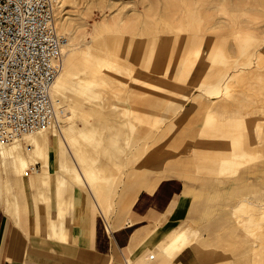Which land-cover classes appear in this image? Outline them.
I'll list each match as a JSON object with an SVG mask.
<instances>
[{
    "label": "rangeland",
    "instance_id": "1",
    "mask_svg": "<svg viewBox=\"0 0 264 264\" xmlns=\"http://www.w3.org/2000/svg\"><path fill=\"white\" fill-rule=\"evenodd\" d=\"M62 3L60 14L91 41L88 60L102 55L107 66L74 73L58 95L63 107L78 110L84 132L64 143L63 117L61 130H46L56 144L31 176L0 157V210L12 216L23 196L52 204L59 186L70 199L82 194L93 202V193L66 174L78 177L81 169L97 198L103 185L109 217L125 211L143 182L178 176L189 190L165 241L183 229L202 235L199 248H185L191 264H264V0ZM200 32L213 45L201 46L195 65L186 54ZM82 54L75 53L76 62ZM96 74L98 82H91ZM47 164V181L36 182V169ZM136 174L143 178L135 181Z\"/></svg>",
    "mask_w": 264,
    "mask_h": 264
},
{
    "label": "crops",
    "instance_id": "2",
    "mask_svg": "<svg viewBox=\"0 0 264 264\" xmlns=\"http://www.w3.org/2000/svg\"><path fill=\"white\" fill-rule=\"evenodd\" d=\"M141 167L138 171L146 170ZM66 174L77 185L88 188L94 201L82 194L70 199L59 186V200L52 204L43 205L23 196L18 201L19 210L12 216L0 210V264H191L185 248H199L196 242L202 235L183 229L165 241L176 222L173 211L189 190L182 178L169 176L143 182L145 187L142 184L129 194L122 214L106 217L103 185H98V199L93 184L84 175L79 178ZM66 178L59 177L62 184ZM141 178L136 174L134 180ZM61 209L65 210L64 217L54 223L57 228L62 226L71 239L53 237L51 223L46 231L43 227V213L49 215ZM176 238L177 248L168 252L166 246Z\"/></svg>",
    "mask_w": 264,
    "mask_h": 264
},
{
    "label": "built area",
    "instance_id": "3",
    "mask_svg": "<svg viewBox=\"0 0 264 264\" xmlns=\"http://www.w3.org/2000/svg\"><path fill=\"white\" fill-rule=\"evenodd\" d=\"M67 36L53 0H0V142L56 123L52 86Z\"/></svg>",
    "mask_w": 264,
    "mask_h": 264
},
{
    "label": "bare ground",
    "instance_id": "4",
    "mask_svg": "<svg viewBox=\"0 0 264 264\" xmlns=\"http://www.w3.org/2000/svg\"><path fill=\"white\" fill-rule=\"evenodd\" d=\"M62 0H53L54 12H55V19H56V28L60 32H64L68 35L65 44L63 45L62 56L60 59V67L59 72L55 78V81L52 86V98L54 100L56 106V123L52 125L50 128H62V117L67 120V125L64 130L61 131V137L64 143L68 144V136H72L75 131L84 132L82 127H78L76 125V117L78 116V110L70 107L65 106L63 107L60 103V93H62L63 89L70 83L71 76L76 73L80 76V73H88L91 69H99L101 67H106V62L102 59V55H96V59L93 61L88 60V57L91 56V52L88 50V45L91 44V41H86L84 39V33L82 32L81 28L77 25L75 21L67 19L64 15L60 14L62 10ZM100 26H94V30H97ZM97 31H93V35H95ZM206 37L208 34L206 33H197L190 37L189 40V48L193 51L188 52L186 55L189 57L193 56L196 57V61L194 64H198L205 50L201 48V46H207L208 48L211 47V43L207 41ZM189 39V38H188ZM68 40H70L68 42ZM87 45V46H85ZM79 50H82L83 54L79 58L78 62H76L77 56L75 53ZM214 50H212L213 52ZM211 52V51H210ZM209 53V52H208ZM180 54V53H179ZM188 57V58H189ZM187 60V59H186ZM201 63V62H200ZM179 65V62H178ZM184 66V64H183ZM76 68L74 72L73 68ZM92 79L91 82H95L96 77ZM162 79V78H161ZM88 80L85 77H79V83H83L84 81ZM98 82V81H97ZM101 84H104L106 80L102 77L99 81ZM212 93L214 91H211ZM212 112H208L209 117L212 116ZM82 115V114H81ZM88 121V120H87ZM42 129L30 132L25 134L22 138L9 143L8 147H4L5 143L0 142V157L3 163L10 162L11 169L17 171L19 175H25L29 172L30 169H35L36 164L40 162L42 159L41 157H45L47 150L49 149L50 145L52 144L54 147L55 137L49 135L46 130ZM66 167L72 168L70 162H66ZM36 179L37 182H44L47 181L48 176L50 174L49 165H43L42 170L39 168L36 169ZM84 173L81 169H79L78 177L83 178L82 176ZM61 183V180L59 179ZM41 185V184H40ZM44 205V204H43ZM46 208H44L45 211ZM65 210L61 209L58 212L54 213H43V227L45 228L48 226L49 223L53 227V237H57L60 239H71V235L67 234L66 231L63 229L62 226L59 228L56 227L54 223L55 219H62L64 217ZM52 221V222H51ZM45 235L48 233H44ZM179 238L172 240L167 246L166 250L168 252L175 250L177 246H175L178 242Z\"/></svg>",
    "mask_w": 264,
    "mask_h": 264
}]
</instances>
